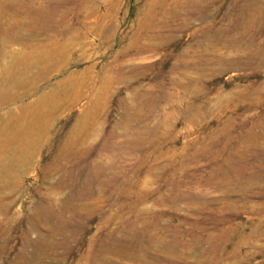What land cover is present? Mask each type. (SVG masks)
Segmentation results:
<instances>
[{
	"label": "rangeland",
	"instance_id": "374dc122",
	"mask_svg": "<svg viewBox=\"0 0 264 264\" xmlns=\"http://www.w3.org/2000/svg\"><path fill=\"white\" fill-rule=\"evenodd\" d=\"M0 264H264V0H0Z\"/></svg>",
	"mask_w": 264,
	"mask_h": 264
}]
</instances>
